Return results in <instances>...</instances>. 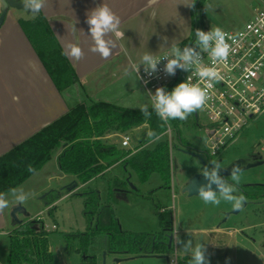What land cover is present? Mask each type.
I'll list each match as a JSON object with an SVG mask.
<instances>
[{
  "label": "crops",
  "instance_id": "1",
  "mask_svg": "<svg viewBox=\"0 0 264 264\" xmlns=\"http://www.w3.org/2000/svg\"><path fill=\"white\" fill-rule=\"evenodd\" d=\"M191 2L192 0H47L46 7L36 15L10 8L4 25L0 28V158L80 104L106 102L128 109H139L140 96L135 94L134 87L129 86L132 85L130 80H137V77L134 72L125 77L124 70H131L133 64H138L140 55L145 51L162 55L169 52L173 44L180 47L190 39L194 30L193 8L185 4ZM102 3L107 4L120 17V30L124 32V37L108 59H102L99 54L89 51L92 41L87 35L89 26L85 22L86 13ZM153 10L155 17L151 15ZM36 19L42 20L49 32L51 50L49 54H45L46 57L38 52L21 26L22 21L32 22ZM75 23L76 30L73 32L72 25ZM162 37L167 38L166 43ZM68 41L79 42L83 49L85 55L79 62L62 54L64 44ZM163 43L164 47L160 48ZM54 52L61 54L74 75V81L64 79V76L62 79L57 68L50 69L51 55ZM62 80L69 83L62 86ZM115 82L119 84L116 93L112 92L113 87H105ZM13 96L19 97L18 103L12 100ZM119 136L121 135H110L106 140L123 151L134 149L136 144L133 140L128 148H123L122 142L116 143L115 139ZM153 143L145 148L152 149L150 146ZM136 153L134 150L133 154ZM53 159L57 161V157ZM117 165L122 163L114 165L100 177ZM124 170L126 178L123 181H126L131 178L132 170ZM59 172L61 179L70 177L72 184L76 181L75 177L63 174L60 169ZM90 182L79 183L74 192L85 189ZM71 194L73 193L67 195ZM9 195L10 193L6 195L9 206L0 213V228L10 221V211L18 206ZM108 216L103 217L102 224L110 222V214ZM200 232L201 229L192 231L193 234Z\"/></svg>",
  "mask_w": 264,
  "mask_h": 264
},
{
  "label": "trees",
  "instance_id": "2",
  "mask_svg": "<svg viewBox=\"0 0 264 264\" xmlns=\"http://www.w3.org/2000/svg\"><path fill=\"white\" fill-rule=\"evenodd\" d=\"M203 1L196 0L192 13L193 34L182 45H186L195 38L199 13H201L200 6ZM21 26L39 50L38 52L43 56L49 54L51 40L42 20L22 21ZM51 58L50 69L55 67L60 70L62 79L64 76V79L74 81V75L66 66L61 54L54 52ZM68 83L62 80V86ZM149 111L152 115L146 118L139 109H128L106 102L80 104L72 108L65 116L0 158V194L8 195L10 189L16 188L32 177L34 174L27 170L29 165L34 167L37 173L55 157H57L60 171L65 175L75 177L76 181L69 188L52 191L46 196L45 205L50 208V216H53L54 204L64 195L73 193L79 183L86 184L102 176L118 163H122L126 170L131 169L142 182H146L157 173L164 181L163 188H168L172 177V146L167 141H162L153 149L145 148L153 143L149 141L147 133L155 131L161 138L167 133L168 125L160 121L152 108H149ZM171 122L179 144L189 147L180 134V125L184 121L172 120ZM112 134L131 135L136 146L134 149L123 151L107 142V137ZM134 150L137 151L136 154H133ZM211 158L214 157L211 156ZM129 179L117 181L110 188L109 194L118 192L140 196L137 189L133 191L128 189ZM73 195L83 199L84 214L90 221L87 232L77 236H64L68 250L71 245L70 239H79V248L75 252L81 256L80 264H98V256L103 257L104 252H107L108 256L113 259L122 260L166 253V246L158 241L165 238L164 229L174 222L171 210L157 206L161 229L159 232L132 233L121 228L110 205L101 204L99 191ZM105 213L110 214L107 227L102 224ZM25 222L23 220L20 225H17L16 231L10 236L8 264H53V253L49 245L50 234L45 231L42 221L38 219ZM95 239L99 243H95ZM190 261L191 256L179 257L177 264H190ZM210 262L214 264L211 257Z\"/></svg>",
  "mask_w": 264,
  "mask_h": 264
},
{
  "label": "rangeland",
  "instance_id": "3",
  "mask_svg": "<svg viewBox=\"0 0 264 264\" xmlns=\"http://www.w3.org/2000/svg\"><path fill=\"white\" fill-rule=\"evenodd\" d=\"M256 1L204 0L200 6L201 13H199L200 18L197 29L210 31L211 28L220 27L224 32L239 31L253 17L252 7ZM130 83L132 85L129 86L134 87L135 94L140 96L139 105L147 104L151 108L150 98L142 89L139 81L131 79ZM108 85L113 87L112 92L116 93V87L119 84L116 82L110 83L105 87H108ZM209 125L208 119L202 112L198 114L197 120L191 115L180 125L182 139L196 150L206 151V147L210 142L209 132L206 128ZM260 134L264 135V116L251 121L250 125L237 139L253 140L259 138ZM122 137V135L117 137L115 139L116 143L121 144ZM162 141H167L172 146V177L168 188H163L164 181L157 173L153 174L146 182H142L136 173L130 171V184L137 188L140 196L136 197L134 194L129 195L118 192L109 194L110 188L117 181H123L126 178L122 165H117L105 176L90 182L85 189L74 192L75 189L73 194L80 195L88 191H99L102 204L110 205L123 230L132 233H157L160 230L157 206L166 207L173 212L176 232L183 234L201 229L202 232L200 233L205 236V245L208 246V254L213 259H218V261L216 260L218 264H223L222 257L229 252L232 243L227 234L216 233L215 226L219 222H264V208L255 210L248 207L242 210L240 214L231 215L230 218H227L226 215L235 210L231 204L222 201L219 206H215L205 204L200 197L188 198L183 189L193 176L200 173L202 161L182 151L185 147L179 144L172 122L170 131L168 130L164 136L150 147L153 149ZM199 154L203 155L201 152ZM236 156L237 152H232L227 147L215 158H222V166L228 164ZM246 177L249 176L245 175L242 178ZM72 182L70 177L61 179L58 162L53 159L15 188H22L29 194L25 203L18 204L25 209V212H21L18 218L26 222L37 221L38 219L42 221L45 231L50 234L49 245L53 253V264H80L81 256L75 252L79 248V239H70L71 245L70 250H68L64 236H77L88 231L90 221L84 214L85 205L81 197L73 194L64 195L54 204L53 216L49 215L50 208L45 205L46 197L43 198V196H47L52 191L67 189L72 185ZM127 186L130 191H133L130 185ZM9 197L13 198L11 194ZM11 211L9 213L10 221L0 228V264H8L10 236L14 234L17 228V224L11 217ZM108 215V213H105L103 217L105 218ZM107 224L109 222H106L103 226ZM54 226H57V228L54 229ZM216 235L218 239L222 237L224 240L221 242L216 240ZM96 242L99 243L97 239H95ZM219 247L222 250H218ZM240 248L241 245L239 250ZM247 256L249 255H243L241 259L235 257L227 262L229 264H264L263 256L255 259ZM171 259L173 260V257ZM97 260L98 264H103L102 256H98ZM115 260L108 256L107 264H116ZM119 264H168V262L165 259L136 258Z\"/></svg>",
  "mask_w": 264,
  "mask_h": 264
},
{
  "label": "clouds",
  "instance_id": "4",
  "mask_svg": "<svg viewBox=\"0 0 264 264\" xmlns=\"http://www.w3.org/2000/svg\"><path fill=\"white\" fill-rule=\"evenodd\" d=\"M24 9L34 15L39 14L47 5V0H21ZM196 0L185 4L189 8H194ZM7 0H0V10L7 7ZM155 17V10L151 13ZM89 26L88 36H90L92 45L89 51L99 54L102 59H108L112 51L118 47L119 41L124 37V32L120 30L121 19L113 12V10L105 3L97 5L95 8L86 13V21ZM77 23V21H76ZM75 24L72 25V31L76 30ZM164 43L167 42L166 37H162ZM164 43L160 48L164 47ZM196 47L201 52H208L214 62H226L230 52L231 45L227 41L226 33L220 28H211L210 31L201 29L195 30ZM196 47L184 46L183 50L173 44L169 53L157 55L150 51H145L140 55L139 63L133 64L131 70L125 68V77L135 73L137 80L141 79L140 66L143 65L144 72L152 77L157 72V65L161 60L166 61L164 65L165 75H175L177 68L185 71L195 70L196 76L207 81V87H201L199 84H192L186 79L178 83L171 91L164 87H157L155 93L147 92L150 97L152 111L160 119L163 124H167L172 120L185 121L190 115L202 109L209 94L207 88H211L213 82H219L222 77L214 66H206L202 62L201 53L196 51ZM73 61L79 62L84 58V51L79 42H65L64 51L62 53ZM31 64V61H29ZM147 83V81H145ZM12 100L19 102V97L13 96ZM139 110L146 118L151 117L152 112L149 111L147 104L140 105ZM150 142L160 139L155 131L147 133ZM221 164L212 160L209 165L203 167L200 174L206 179L207 183L197 187L198 196L205 204L219 206L221 202L231 204L235 210H240L246 200V197L237 193V185L241 182L242 169L234 166L231 170L230 181L221 175ZM27 170L35 174L36 169L31 165ZM215 185V190L213 189ZM11 196L17 204H23L27 201L29 194L22 188L10 189ZM9 206V200L5 194H0V213ZM175 244L182 246V250L191 254L190 264H211L208 254V246L203 242H199L193 246L191 239L182 240L177 233L174 237Z\"/></svg>",
  "mask_w": 264,
  "mask_h": 264
},
{
  "label": "built area",
  "instance_id": "5",
  "mask_svg": "<svg viewBox=\"0 0 264 264\" xmlns=\"http://www.w3.org/2000/svg\"><path fill=\"white\" fill-rule=\"evenodd\" d=\"M252 12L253 17L241 30L225 32L232 47L226 62H214L208 52H201L194 43L195 38L186 44L196 47V51L201 53L203 64L216 67L222 77L219 82H213L211 88H207L209 98L205 106L192 114L197 120L198 114L202 112L208 119L210 125L206 128L210 142L206 149L214 158L229 147L251 121L264 116V0H257ZM186 45H181V50ZM165 63L164 60L160 61L152 77L144 72L143 65L140 66L139 82L146 93H155L157 87L171 91L186 79L192 84L207 87V81L200 80L194 69L185 71L177 68L174 76L165 75ZM167 125L170 131L171 121ZM131 142L132 137L127 135L123 137L121 145L128 148Z\"/></svg>",
  "mask_w": 264,
  "mask_h": 264
},
{
  "label": "flooded vegetation",
  "instance_id": "6",
  "mask_svg": "<svg viewBox=\"0 0 264 264\" xmlns=\"http://www.w3.org/2000/svg\"><path fill=\"white\" fill-rule=\"evenodd\" d=\"M264 135L260 134L259 138L253 140L249 139H236L228 148L233 152H237V156L232 159L228 164L222 165L231 166V170L234 166H239L242 169L241 182L237 185V193L242 194L246 197V200L243 204L242 209L237 210L238 215L245 208L252 207L253 209H262L264 208ZM187 151L186 154L194 152L199 154L201 152L203 155L202 158L205 161L206 166L210 161L216 160L219 161L222 158H211V155L207 150L198 151L194 147L190 146L185 147L182 150ZM189 155V154H188ZM195 157V156H192ZM197 157V156H196ZM238 163V164H237ZM203 168V164L201 169ZM230 170V173H231ZM201 171V170H200ZM248 175L247 178H242L243 176ZM230 181L229 177H224ZM235 211V210H234ZM233 211V212H234ZM232 213V212H231ZM230 218V217H229ZM161 230V229H160ZM225 230V231H224ZM165 231V238L159 240L158 242L166 246V253L162 255L152 254L149 256H144L139 259H165L168 264H177L179 257L191 256L190 253L182 250V246L175 244L174 237L177 234L175 230V222L172 225H168ZM216 233L227 234L229 239H231V247L228 253L224 254L222 257L223 264H229L227 261L232 258H242L243 255H249L252 259L264 257V222H219L215 226ZM182 240L191 239L193 246L201 242L203 237V243L205 244V236L201 233L193 234L183 233L179 234ZM217 236V235H216ZM215 236V237H216ZM220 242L224 240L222 237L218 239V236L215 238ZM218 241V242H219ZM241 248L239 250V247ZM218 250H222L221 247ZM173 257V260L171 259ZM212 258V256L209 255ZM213 263L216 264V260L213 259ZM263 260V259H262ZM218 264V263H217Z\"/></svg>",
  "mask_w": 264,
  "mask_h": 264
},
{
  "label": "water",
  "instance_id": "7",
  "mask_svg": "<svg viewBox=\"0 0 264 264\" xmlns=\"http://www.w3.org/2000/svg\"><path fill=\"white\" fill-rule=\"evenodd\" d=\"M7 4L8 6L5 7L3 10H2V13L0 15V28L4 25V22L6 20V16H7V13H8V10L11 8V9H16V10H19V11H26L24 9V5L22 4L21 0H7ZM28 12V11H27ZM30 13V12H28ZM185 153H187V151H184ZM190 156H197V158H199L201 161H202V164H203V167L206 166L205 164V161L204 159L202 158V156H200V154H196L194 152H190L188 153ZM220 164H222V160H219L218 161ZM238 164V163H237ZM231 164L228 165V166H225V167H221V175H223L224 177H229L230 176V170H231ZM130 182V180H128ZM207 181L206 179L200 174H196L195 176H193L189 181H188V184L187 186L183 189V192L185 194H187L188 198H193V197H199L198 196V192H197V187L199 185H202V184H206ZM130 185V188L132 190H136L137 188L132 185V184H129ZM213 189L215 190V185H213ZM45 196H43V198H45ZM21 212H25V209L23 208L22 205H18L16 206L15 208H13L12 212H11V217L13 218L14 222L17 224V225H20L22 223V221L18 218V215L21 213ZM237 210H235L234 212L232 213H228L226 215L227 218H229L232 214H237ZM201 242H203V237L201 238ZM107 257H108V254L107 252H104L103 253V264H107ZM124 261H129V259H125V260H122V259H116L114 262L116 264H119L121 262H124Z\"/></svg>",
  "mask_w": 264,
  "mask_h": 264
}]
</instances>
